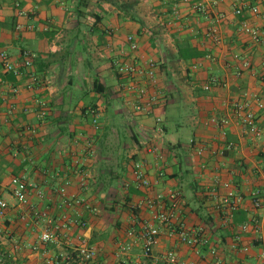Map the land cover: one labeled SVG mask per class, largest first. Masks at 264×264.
Instances as JSON below:
<instances>
[{
	"label": "crops",
	"instance_id": "1",
	"mask_svg": "<svg viewBox=\"0 0 264 264\" xmlns=\"http://www.w3.org/2000/svg\"><path fill=\"white\" fill-rule=\"evenodd\" d=\"M236 4L0 0V53L17 65L25 52L36 54L32 71L38 76L13 82L0 69V197L10 206L0 219V264H57L60 254L81 246L82 237L98 255L74 264H164L170 250L197 264H218L212 248L223 264H264V208L254 204L256 197L264 201V109L254 106L259 135L244 134L233 118L225 138L213 123L231 116L232 104L247 94L264 98V0H249L259 14L249 9L237 16ZM244 22L259 28L260 44L243 32ZM214 27L221 44L209 36ZM189 49L201 56L181 59L180 50ZM150 61L158 64L156 85L119 72L121 65L145 68ZM213 77L220 83L205 90ZM137 87L146 102L157 98L150 115L136 112ZM157 116L164 119L162 138L155 133ZM156 144L163 159L148 152ZM141 159L147 160L152 194L179 192L183 226L202 228L211 239L201 250L205 258L165 226L152 256L145 257L144 224L157 222L154 211L141 207L146 192L134 183V161ZM16 176L45 197L32 191L28 204L19 203L12 195ZM216 180L231 182L243 198L236 211L243 222L234 224L235 216L229 222L210 195ZM63 189L91 208L61 207ZM36 212L68 226L60 241H41L50 224Z\"/></svg>",
	"mask_w": 264,
	"mask_h": 264
},
{
	"label": "built area",
	"instance_id": "2",
	"mask_svg": "<svg viewBox=\"0 0 264 264\" xmlns=\"http://www.w3.org/2000/svg\"><path fill=\"white\" fill-rule=\"evenodd\" d=\"M220 0H216L218 4ZM199 10H202V5L197 6ZM251 10L254 14H259L260 9L258 7H251L249 0H237L235 14L237 16H242L246 10ZM221 18H224L222 15ZM243 32L251 37V39L260 44L262 42V35L259 28L252 26L248 22L243 23ZM209 36L214 39L217 44L222 43L221 33L218 27H214L210 30ZM131 42L132 49L136 50L138 45L135 43L133 37H129ZM37 56L31 52L24 53V63L23 65L15 64L9 57L6 52L0 53V59L3 63L5 72L13 73L16 78L30 77L34 81H37L38 76L32 71L34 62ZM239 58V57H237ZM246 67H249V63L246 62ZM157 70L158 64L155 61H150L147 67H140L136 64H125L120 66L119 72L122 75H126L130 79H133L137 76L146 77L151 84H157ZM219 79L213 77L209 84L205 86V90H210L211 86L218 85ZM135 85L131 87V90H135ZM138 88V87H137ZM138 88L137 103L135 104V109L137 113H146L150 115L154 110V106L157 104V98L151 97L150 101L146 102V92ZM254 104V105H253ZM254 106L258 110L264 109V98L258 94H247L246 98L243 100H237L232 104V115L227 116L221 120L214 119L213 123L222 128L223 136L226 138L228 127L235 118V120L241 126L244 134L248 135H259L260 130L257 125V114L254 110ZM96 114V112H93ZM97 123V120H95ZM155 133L157 138H162L165 136V125L164 119L162 116L156 117V126ZM228 147L230 149L234 148V143H229ZM148 152L156 154L159 156V159H163L164 156L160 151L159 145H152L148 148ZM203 150L199 151V154H202ZM147 160H135L133 165V178L134 183L139 189L145 190V196L141 202V207H145L151 211H154V219L157 224L145 223L141 239L143 240L144 255L145 257H151L155 247L159 243V237L161 235L160 226H165L169 230L171 236H177L179 241L191 248L195 249L196 253L202 258H205L206 255L202 254V249L209 247L211 244V239L204 232L202 228H191L187 229L181 223L182 215V199L179 192L171 190L167 194L157 193L152 194V181L147 170ZM83 186H87L86 179H83ZM12 195L13 197L21 204L29 203V196L32 191H35L40 198H44V193L38 189L36 185H31L27 182L25 178L20 176L13 177L12 179ZM225 189L226 192L221 194V189ZM210 195L219 201V209L222 213H225L227 220L230 222L234 219L235 212L240 206L243 198L235 191L232 186V183L229 181L216 180L214 185L209 188ZM64 194L61 207L72 209L74 207H86L91 208L87 205L81 198L76 196L68 197L66 195V189L62 190ZM255 206L257 208H264V201L256 197ZM10 206L9 202L0 197V219H5L8 213ZM93 211H97L96 208ZM36 216L39 218H47L49 220V228L41 235V241L46 244L56 243L63 238V230H66L68 226L62 225L60 223H54L46 213L36 212ZM64 219H68V216L65 215ZM72 222V220L69 219ZM77 224L84 229H88V224L85 221H77ZM248 228L247 225L243 227L244 230ZM131 236L135 235V232H130ZM68 238L67 235H64V238ZM123 250H128V247H124ZM249 248H245V251H248ZM210 253L213 257L217 259L218 264H223L221 258L219 257L218 250L212 248ZM98 251L96 248L91 247L86 240V237H82L81 246L73 251L62 253L58 256L57 264H74L78 260L91 262L97 258ZM126 264V263H121ZM164 264H197L191 260H185L182 258L181 254L177 250H170L165 256Z\"/></svg>",
	"mask_w": 264,
	"mask_h": 264
},
{
	"label": "trees",
	"instance_id": "3",
	"mask_svg": "<svg viewBox=\"0 0 264 264\" xmlns=\"http://www.w3.org/2000/svg\"><path fill=\"white\" fill-rule=\"evenodd\" d=\"M2 26V23L0 22V27ZM201 56V53H197L195 50H193V49H189V50H187V52H185V51H183V50H180V52H179V57L181 58V59H184V60H190V59H193V58H198V57H200ZM0 69H4L3 68V64L2 63H0ZM7 73V72H6ZM5 80L6 79H9V80H11V81H13V82H15L16 81V76L13 74V73H7V75H4V77H3ZM239 216H244L243 215V213H241V212H235V220H234V224H238V223H240L241 221H242V219H241V221H240V219L238 218ZM243 222V221H242Z\"/></svg>",
	"mask_w": 264,
	"mask_h": 264
}]
</instances>
